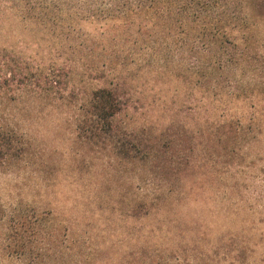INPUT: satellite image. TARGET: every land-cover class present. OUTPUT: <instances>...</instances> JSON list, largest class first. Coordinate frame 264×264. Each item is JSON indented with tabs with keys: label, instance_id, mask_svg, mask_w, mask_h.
<instances>
[{
	"label": "trees",
	"instance_id": "obj_1",
	"mask_svg": "<svg viewBox=\"0 0 264 264\" xmlns=\"http://www.w3.org/2000/svg\"><path fill=\"white\" fill-rule=\"evenodd\" d=\"M5 21L19 29L21 44L44 55L35 65L11 68L3 61V80H16L19 94L33 93L34 103L67 110L74 143H104L118 160L143 164V186L151 190L132 200L130 212L147 217L164 189L172 194L168 183L163 185L166 176L185 174L203 143L178 151L171 129L145 117L156 99L166 114L168 99L185 92L192 118L188 130L205 138V162L211 165L230 169L227 156L233 161L240 143L247 147L263 133L264 104L251 101L264 93V0H0V25ZM78 76L93 78L94 84L73 103L64 102L60 84ZM157 82L174 85L155 98L145 89ZM125 85L146 93L136 100L142 111L126 121ZM18 104L9 110L12 120L0 118V166L25 160L31 146L22 121L13 119L29 104ZM43 228L20 204L6 206L0 214V264L13 258L39 264L55 254V235ZM43 240L46 247L37 245ZM139 258L141 264H161L157 255Z\"/></svg>",
	"mask_w": 264,
	"mask_h": 264
},
{
	"label": "rangeland",
	"instance_id": "obj_2",
	"mask_svg": "<svg viewBox=\"0 0 264 264\" xmlns=\"http://www.w3.org/2000/svg\"><path fill=\"white\" fill-rule=\"evenodd\" d=\"M9 22L0 25V118L12 120L8 115L12 106L29 104L13 119L22 121L24 138H30L31 146L25 160L0 166V214L6 206L20 204L30 216L42 220V233L55 235V254L39 264H141L138 254L141 259L143 253L157 255L161 264H264V130L247 147L240 143L233 161L227 156L233 165L230 169L223 163L211 165L205 162V138L188 130L192 118L185 92L168 99L166 114H161L162 104L156 99L145 117L171 129L178 151L185 152L188 143H203L185 174L166 176L163 185L167 182L172 194L164 189L147 217L140 210L130 212L132 200L151 190L148 184L143 186V164L118 160L104 143H74L67 110L34 103L38 99L33 93L19 94L16 80H3V61L11 68L35 65L44 55L21 44L19 29ZM94 81L69 77L60 84L58 96L73 103ZM173 85L157 82L145 90L159 98ZM124 91V98L129 97V110L122 116L126 121L142 111L140 101L146 93L133 85H125ZM13 97L18 101L14 103ZM252 102L264 104V93ZM153 181L159 183L157 178ZM41 232L36 235L40 237ZM47 243L43 240L37 245L46 247ZM12 261L2 264L21 262Z\"/></svg>",
	"mask_w": 264,
	"mask_h": 264
}]
</instances>
